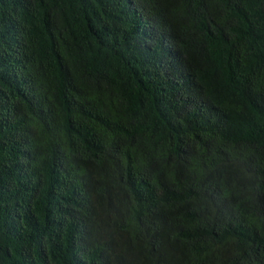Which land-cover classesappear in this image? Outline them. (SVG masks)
Segmentation results:
<instances>
[{
    "label": "trees",
    "instance_id": "1",
    "mask_svg": "<svg viewBox=\"0 0 264 264\" xmlns=\"http://www.w3.org/2000/svg\"><path fill=\"white\" fill-rule=\"evenodd\" d=\"M0 264H264V0H0Z\"/></svg>",
    "mask_w": 264,
    "mask_h": 264
}]
</instances>
